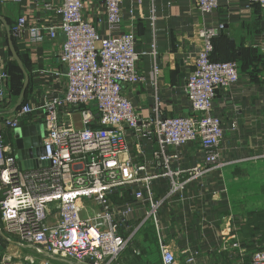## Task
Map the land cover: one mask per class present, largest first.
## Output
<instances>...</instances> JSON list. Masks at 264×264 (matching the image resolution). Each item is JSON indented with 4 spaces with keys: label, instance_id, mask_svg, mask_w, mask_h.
I'll return each mask as SVG.
<instances>
[{
    "label": "built area",
    "instance_id": "1",
    "mask_svg": "<svg viewBox=\"0 0 264 264\" xmlns=\"http://www.w3.org/2000/svg\"><path fill=\"white\" fill-rule=\"evenodd\" d=\"M3 1L20 0H0ZM59 1L55 10L64 35L59 60L66 69L67 86L62 95L45 99L41 106L45 135L36 156L38 165L20 168L12 146L0 134V264H11L17 257L7 251L10 245L32 252L23 257L25 264H33L35 257L42 258L40 264H49L50 259L69 264H118L121 253L141 227L149 222L159 227L157 214L164 199L153 196L151 181L168 177L169 197L182 191L185 182L177 180L181 173L194 179L222 164L219 145L223 130L212 105L217 91L239 79L236 61L211 58L213 38L223 26L204 27L198 32L201 46L194 54L193 68L184 85L190 113L166 116V105L156 97L151 114L141 117L122 93L124 85L144 80L137 70L142 53L136 50L133 26L119 31L121 5L126 0H103L107 30L119 31L113 35L100 34L83 18L85 0ZM191 1L201 13H209L218 5L217 0ZM135 2L149 5L150 22L154 23V0ZM247 3L264 11V0ZM128 13L134 17V8H129ZM40 27L50 38L55 37L56 27H25L23 17L10 30L17 37L27 28L30 39L40 41ZM150 54L155 59L154 46ZM157 71L155 65L153 73ZM5 77L0 73V79ZM4 97L0 88V101ZM69 107L78 109L82 128L60 121V111L66 109L62 114L68 115ZM33 110L29 103H21L3 119V125L19 127ZM127 130L156 146L152 173L145 161L137 162L128 156ZM191 142H197L203 150L202 163L187 170L172 169L179 147ZM128 186H138L133 196L147 205L143 217L131 229L133 205H115L110 200L112 193ZM158 243L161 264H178L177 256L159 238ZM221 248L236 250L241 258L248 255L250 264H264V247L248 252L231 234L222 235ZM181 254L183 264H199L198 249L186 248Z\"/></svg>",
    "mask_w": 264,
    "mask_h": 264
},
{
    "label": "crops",
    "instance_id": "2",
    "mask_svg": "<svg viewBox=\"0 0 264 264\" xmlns=\"http://www.w3.org/2000/svg\"><path fill=\"white\" fill-rule=\"evenodd\" d=\"M59 2H0V73L6 74L5 78L0 79V88L5 95L0 101V134L3 133L5 142L12 146L15 156L14 142L18 128L35 126L43 138V101L62 95L67 86L66 69L59 60L64 41L59 29L61 19L55 10ZM217 2L216 9L201 13L191 0H154V23L150 22L146 2L137 4L135 0H126L121 5L119 31L133 26L136 50L142 53L137 70L144 77L142 82L124 85L122 93L141 117L151 114L156 97L166 105V116L190 113L184 85L193 68L194 54L201 46L198 35L201 28L222 25L213 38L211 57L236 61L239 66L238 81L225 90L217 91L212 105L213 114L220 117L223 130L219 145L221 166L194 179L185 172L181 173L177 180L185 182L183 189L169 197L166 196L170 189L168 177L151 181L153 196L164 199L157 214L159 227L156 229L149 222L135 233L130 248L138 253L133 251L126 264H161L158 238L177 256L178 264H183L181 253L186 248L199 250V264H250L248 255L241 258L236 250L221 248L222 235L235 236L248 252L264 247V54L260 50L264 44V11L256 4H248L247 0ZM131 7L134 8L132 18L128 13ZM82 16L102 35L119 32L110 33L107 30L103 0H85ZM19 17L25 19V27H56L55 37L50 38L42 27L40 32L43 39L40 41H32L27 28L19 36H12L10 29ZM7 26L11 38L16 42L15 51L22 68L10 52ZM153 46L155 59L150 54ZM16 65L23 72L20 77ZM155 65L159 71L154 74ZM25 76V102L32 105L34 110L19 127H5L2 121L9 115L6 111L17 102L19 96L15 95L14 83L21 81L22 89ZM88 107L91 111L95 110L93 105ZM67 109L70 110L68 115L62 114L66 109L60 111V121L70 123L77 129L82 128L84 124L78 109ZM28 132L25 131L24 138L32 140L34 136ZM126 141L131 160L145 161L148 171L152 173L153 153L156 151L154 143L147 138L137 137L129 130L126 131ZM178 153V159L172 162L174 170L190 169L202 163L204 158L197 142L179 147ZM25 164L28 168L30 159H26ZM136 188L138 186H128L110 196L112 204L130 202L133 205L130 229L143 217L147 206L134 198L133 189ZM122 233L125 234L124 229ZM13 246H7V251L13 253L17 249ZM18 249L14 253L30 251ZM20 259L19 255L13 257L11 264H25ZM41 260V257H35L33 264H40ZM49 264L69 263L50 259ZM118 264H123L120 259Z\"/></svg>",
    "mask_w": 264,
    "mask_h": 264
},
{
    "label": "water",
    "instance_id": "3",
    "mask_svg": "<svg viewBox=\"0 0 264 264\" xmlns=\"http://www.w3.org/2000/svg\"><path fill=\"white\" fill-rule=\"evenodd\" d=\"M8 31V46L10 49V52L12 56L14 57L16 63L20 68H22L21 61L15 51V47L12 42L11 34L9 31V28L7 26ZM27 87V76H25L22 89L20 91V94L18 96L17 102L8 110L6 111L7 114L13 113L22 103L23 97L25 95V90ZM25 131H29L33 134V139L29 140L27 138H24ZM28 132V133H29ZM15 149H16V158L18 161V165L20 168H26L27 165H23L24 161L26 159H30L31 165L28 167H35L38 165V162L36 160V156L38 155L39 151H41L42 148V135L39 133V130H37V127L31 126H22L18 128L16 132V139H15Z\"/></svg>",
    "mask_w": 264,
    "mask_h": 264
},
{
    "label": "trees",
    "instance_id": "4",
    "mask_svg": "<svg viewBox=\"0 0 264 264\" xmlns=\"http://www.w3.org/2000/svg\"><path fill=\"white\" fill-rule=\"evenodd\" d=\"M12 42H13V45H14V47L16 48L17 47V45H16V42H15V40H14V38L12 37ZM213 60H217V59H214L213 57H211ZM264 62V61H263ZM16 67V71H17V73L19 74V77L21 76V73H23L22 72V70H20V68L16 65L15 66ZM18 82H19V80H18ZM18 82H16V83H14V84H16L15 85V87H14V91H15V95H19V93H20V91H21V81H20V83L18 84ZM25 102V97L23 98V100H22V103H24ZM133 240V239H132ZM131 245H133V241L132 242H130V244L127 246V253H129V254H132L133 253V251H132V249L130 248V246ZM133 250H135V249H133Z\"/></svg>",
    "mask_w": 264,
    "mask_h": 264
},
{
    "label": "rangeland",
    "instance_id": "5",
    "mask_svg": "<svg viewBox=\"0 0 264 264\" xmlns=\"http://www.w3.org/2000/svg\"><path fill=\"white\" fill-rule=\"evenodd\" d=\"M264 57V56H263ZM150 242H152V241H150ZM154 244V243H153ZM13 247H15V246H13ZM16 250H19L18 248L16 249ZM16 250L15 251H13V253L14 252H16ZM127 248L121 253L122 255H120V261H121V263H123V264H126L127 263V258L129 257V255H131V254H129V253H127ZM15 255H19L20 256V261L21 262H24L25 263V261H23V256H25V255H33L32 253H30V251H23V254L22 253H20L19 252V254H16V253H14ZM152 254V253H151ZM14 260H16V259H14ZM134 264H142V263H139V262H134ZM146 264V263H145Z\"/></svg>",
    "mask_w": 264,
    "mask_h": 264
}]
</instances>
